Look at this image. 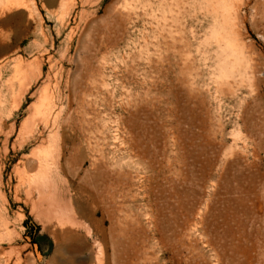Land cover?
<instances>
[{
	"label": "rangeland",
	"instance_id": "1",
	"mask_svg": "<svg viewBox=\"0 0 264 264\" xmlns=\"http://www.w3.org/2000/svg\"><path fill=\"white\" fill-rule=\"evenodd\" d=\"M28 1L0 7V264H264V0Z\"/></svg>",
	"mask_w": 264,
	"mask_h": 264
},
{
	"label": "bare ground",
	"instance_id": "2",
	"mask_svg": "<svg viewBox=\"0 0 264 264\" xmlns=\"http://www.w3.org/2000/svg\"><path fill=\"white\" fill-rule=\"evenodd\" d=\"M54 0H48L49 3H52ZM213 2H219V0H212ZM221 1V0H220ZM62 2H64L62 0ZM66 2V1H65ZM72 2V1H71ZM249 3H247L246 5H241V6H238L236 8V14H240L241 10L243 7L245 6H248ZM28 5H30V1L28 0H0V7H2L1 9L6 10V9H15V8H26L28 7ZM67 5V4H66ZM65 5V7H66ZM64 6V5H63ZM68 6V5H67ZM221 9V12L223 13V17L225 19H230L227 15H225V9L224 7H220ZM9 11V10H8ZM6 13V12H4ZM238 16V15H237ZM226 28H228L226 26ZM223 34H224V29L222 30ZM219 38H217V42H218V48L221 49V51L224 53L225 55V58L229 60V57L233 58V61H231L230 63L231 64H235L237 62H239V55H238V52L236 50V43H235V38L233 39H229L228 41L226 39L223 40V35L222 34H216ZM225 36V34H224ZM234 68V65L231 66V69ZM48 101V100H47ZM43 104V103H42ZM49 104V103H48ZM46 105V104H45ZM48 107V106H47ZM52 107V106H51ZM54 107V106H53ZM42 108V107H41ZM49 110V108H47ZM51 109V108H50ZM51 111V110H50ZM49 112V111H48ZM53 112V111H52ZM41 113V109L38 108L37 109V114H40ZM43 113V112H42ZM50 113V112H49ZM48 113V114H49ZM45 115V114H44ZM56 115V114H55ZM41 116V115H40ZM49 116V115H48ZM52 116V115H51ZM45 120H46V117L44 116ZM49 118V117H48ZM51 119V118H50ZM56 119V118H55ZM50 120L48 119L47 122H49ZM53 121H54V118H53ZM84 123V122H83ZM82 123V124H83ZM27 129V128H26ZM26 139V138H25ZM29 160V158H28ZM27 160V161H28ZM57 159L54 158L53 159V162H55ZM33 162V164H35L37 167H38V171L40 173V176H32V177H28L26 176L25 174H23L21 176V179L24 181V182H27L29 187H30V190H36L37 189V192H38V195H39V201L38 202H34V207L35 209H39V211H43L42 214L44 215H51L49 217H52L50 219H56L57 221V224L61 227V228H64L66 227L67 224H71V225H74L76 224L75 221L73 218V216L75 215H71L66 213L65 212V209L63 208V206L59 205L58 203H56L54 200H53V197L51 194H49L48 196H46L43 192V187H44V181L47 179V174H48V170L50 169L48 167L49 165V162H43L41 159H38L37 157L35 156H32L31 157V160L30 162ZM207 167V166H206ZM31 168V167H30ZM47 168H49L47 170ZM208 170V169H207ZM210 170V169H209ZM206 171V170H205ZM204 175H207V174H204ZM42 184H43V187H42ZM29 190V189H27ZM27 191V192H30ZM33 192V191H32ZM31 192V193H32ZM35 193V192H34ZM30 195V194H29ZM32 195V194H31ZM46 196V197H45ZM40 214V213H39ZM41 215V214H40ZM44 217V216H43ZM47 217V216H46ZM45 218V217H44ZM47 219V218H46ZM45 219V220H46ZM49 219H47L48 221ZM50 222V221H49ZM52 222V221H51ZM9 225V222L7 219H5L1 226H4L5 229H7V226ZM69 226V225H68ZM77 226V225H76ZM70 227V226H69ZM74 227V226H73ZM2 236L0 237V245H1V241H2ZM2 254H4V250L2 249V247L0 246V258L2 256ZM8 259H6V262L7 263H10L11 262V256H8L6 257Z\"/></svg>",
	"mask_w": 264,
	"mask_h": 264
}]
</instances>
